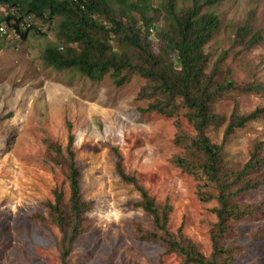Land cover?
Wrapping results in <instances>:
<instances>
[{
    "label": "rangeland",
    "instance_id": "obj_1",
    "mask_svg": "<svg viewBox=\"0 0 264 264\" xmlns=\"http://www.w3.org/2000/svg\"><path fill=\"white\" fill-rule=\"evenodd\" d=\"M129 2L148 5L145 12L152 17L165 0ZM174 3L177 9L191 6L190 0ZM206 10L220 19L204 46L207 71L217 63V81L227 77L236 87L213 102V112L223 120L206 130L210 142L221 147L220 178L231 183L258 143L264 157V115L224 138L233 113L264 110V0H222L202 8ZM13 12L0 5V18ZM163 17L159 11L154 20L158 27ZM25 20L34 27L24 35L6 26L7 34L0 37V264H62L61 235L48 219V204L54 201V191L68 200L62 162L70 141L87 210L69 264H184L159 242L142 238L152 229L151 218L137 206L140 193L135 186L118 175L116 153L124 171L158 205H170V231H180L208 258L217 202L204 201L199 194L217 191L176 164L186 155L178 137L196 133L186 110L170 117L143 111L149 99H140L139 93L147 81L135 74L117 86L109 74L92 81L75 69H55L43 53L49 45L62 46L57 35L60 17ZM241 27L248 31L238 40ZM235 201L253 213L230 221L222 244L233 249L232 264H264V183Z\"/></svg>",
    "mask_w": 264,
    "mask_h": 264
},
{
    "label": "trees",
    "instance_id": "obj_2",
    "mask_svg": "<svg viewBox=\"0 0 264 264\" xmlns=\"http://www.w3.org/2000/svg\"><path fill=\"white\" fill-rule=\"evenodd\" d=\"M174 1L165 0L153 10L152 17H148L145 12L148 5L129 0H115L114 4L109 0H0V5L14 7L13 13L0 18V25L5 22L24 35L34 27L31 23L21 30L19 24L24 18L58 16L57 35L62 46L61 50L55 45L46 47L43 59L47 64L57 70L75 69L92 81L109 74L117 86L135 74L147 81L139 93L140 99H149L143 111L170 117L180 109L186 110L187 121L196 133L178 137V142L186 148V155L177 158L176 164L192 177L214 185L217 191L216 194L207 191L199 194L204 201L214 199L217 202L213 209L216 222L210 232L212 252L208 258L180 231H170V205H158L136 178L124 171L118 153L116 170L123 181L138 190L140 202L137 206L151 218L152 229L142 238L159 242L167 252L179 255L184 264H232L233 249L222 242L231 230L230 221L253 213L241 208L235 200L241 193L264 183V157L260 155L261 144L258 143L248 162L232 175V182L221 180V147L210 142L206 130L222 124V117L212 110L213 102L236 87L227 77L217 81L220 74L217 63L207 71L209 61L204 46L218 30L220 19L213 12H202V8L222 0H190L191 6L186 9H177ZM133 11L140 15L138 19ZM159 11H163L164 17L163 24L158 27L154 20ZM237 31L238 40H243L248 30L241 27ZM247 90L253 91L254 87ZM262 115L263 109L241 116L233 113L225 126L224 138ZM70 145L71 141L66 148L67 156L62 158L69 183L68 200L64 202L62 193L54 191V201L48 204V219L61 235L62 264H69L71 247L82 230L83 214L87 210L81 194L80 170Z\"/></svg>",
    "mask_w": 264,
    "mask_h": 264
},
{
    "label": "clouds",
    "instance_id": "obj_3",
    "mask_svg": "<svg viewBox=\"0 0 264 264\" xmlns=\"http://www.w3.org/2000/svg\"><path fill=\"white\" fill-rule=\"evenodd\" d=\"M14 9V7L12 8V10ZM26 18H30V17H26ZM26 18H24V19H26ZM24 19H23V22H21L20 24H19V28L21 29V30H23V29H25V27H28L29 26V22H27L26 20L24 21ZM12 22H14V21H12ZM6 26H8L5 22L4 23H2L1 25H0V28L2 29V30H0V37H3L4 35H6L7 34V29H6ZM10 29L13 31V32H17V30L15 29V28H12V27H10ZM18 33V32H17Z\"/></svg>",
    "mask_w": 264,
    "mask_h": 264
},
{
    "label": "built area",
    "instance_id": "obj_4",
    "mask_svg": "<svg viewBox=\"0 0 264 264\" xmlns=\"http://www.w3.org/2000/svg\"><path fill=\"white\" fill-rule=\"evenodd\" d=\"M0 30H2V29L0 28Z\"/></svg>",
    "mask_w": 264,
    "mask_h": 264
}]
</instances>
